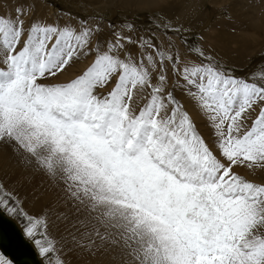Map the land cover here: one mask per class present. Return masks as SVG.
I'll return each instance as SVG.
<instances>
[{
	"label": "snow or ice",
	"instance_id": "6c2138e0",
	"mask_svg": "<svg viewBox=\"0 0 264 264\" xmlns=\"http://www.w3.org/2000/svg\"><path fill=\"white\" fill-rule=\"evenodd\" d=\"M51 8L0 0V149L55 195L34 214L0 179L31 250L0 237V264H264V62L179 16Z\"/></svg>",
	"mask_w": 264,
	"mask_h": 264
},
{
	"label": "bare ground",
	"instance_id": "6f19581e",
	"mask_svg": "<svg viewBox=\"0 0 264 264\" xmlns=\"http://www.w3.org/2000/svg\"><path fill=\"white\" fill-rule=\"evenodd\" d=\"M160 1H172L171 5H165L161 8V12L167 15L171 12L173 8L172 6L175 2L178 7H182L190 0H125L122 4V7L125 8V10H128V8L133 9L139 7L144 10H150L155 2H157L161 7ZM177 1L180 2L177 3ZM197 1L198 0H196L195 4ZM220 1L221 0H201L200 8L207 5V7L211 6L218 10L219 5L224 4L223 6L224 8L227 7L229 14L232 17H239V20H237L238 24L234 21L235 25L232 27V29L237 30V33L233 30L230 32L229 30L228 32L231 34H226L224 39H218L227 41L229 46H239L241 48L240 50H242V53L244 54L248 53L249 51H255L259 44L258 40H256L257 38L250 36L248 31L257 30L259 33H264V0H227L228 2L231 1L230 5L228 6V2L225 3L221 1L222 3L220 4ZM260 6L263 7V10L261 7V11L259 9ZM227 26V23L223 22L215 27H212L210 31H205L203 35L205 36L206 43L209 42V46L215 50L226 49L225 46L221 45L222 43L219 44L215 41V32L219 31L221 28L224 29ZM222 53L223 59L225 61L228 59L226 62L237 63L240 60L239 58L235 59L232 56H229L226 52ZM0 179L4 180L10 186L18 188L22 193L27 195L25 207L34 214H39L41 209H43L45 206H51L55 201V195L53 191L48 189L47 182L44 181L39 175H35L32 172L25 170L20 165L14 154L11 151L5 149H0ZM0 215L3 216L2 213H0ZM16 223L21 234V228L18 222ZM77 264H121V262L119 260H112L110 256H105L103 258L96 259L85 258L79 260Z\"/></svg>",
	"mask_w": 264,
	"mask_h": 264
},
{
	"label": "rangeland",
	"instance_id": "374dc122",
	"mask_svg": "<svg viewBox=\"0 0 264 264\" xmlns=\"http://www.w3.org/2000/svg\"><path fill=\"white\" fill-rule=\"evenodd\" d=\"M124 1L125 0H109V1L108 0H48V3L52 5V8L49 9V11L64 9V10H70L76 14H83L85 9H87V11L89 12H97V11L103 12L106 16H111L113 18L125 17V16L129 18H135L141 23H143L145 19L153 13L156 12L162 13L161 8L163 6L172 4V1H160L161 7L157 2H155V4L152 6L153 8L151 7L150 10H144L140 7L133 9L128 8V10L127 9L125 10V8L122 7ZM221 1L225 3L228 2L227 0H221ZM221 1L220 4L222 3ZM179 2L180 1H177V3ZM195 2L196 0H190L189 2H186V4L183 5L182 7H178V5L175 2L174 5L172 6L173 8L171 12L168 13L167 15L173 17L179 16L181 17V19L185 20L186 22H191V24L194 27L199 28L203 33L205 32L204 28L211 29L212 27H215L218 24L225 22L227 23L228 26L225 27L224 29L221 28L219 29V31L215 32V41L218 42L219 44L222 43L221 45L225 46L226 48V49L215 50L219 54V56L223 58L222 52H226L228 53L229 56H232L235 59L239 58L240 60L237 63H229V62L228 63L236 66L238 69L241 70L250 69L257 64L264 62V33H259L257 30L248 31L250 36L257 38L256 40H258L259 44L255 51H249L248 53L244 54L242 53V50H240L241 48L239 46H234V45L229 46L227 41L218 39V38L224 39L225 35L230 33L231 30L237 33V30L232 29V27L235 25V22H237L238 24L237 20H239V17H232L228 12L227 7L224 8L223 6L224 4L219 5L218 7L219 11H218L211 6H208L206 8L205 6L204 7L202 6L200 8L201 0H198L196 4ZM230 2L231 1L227 3V6L230 5ZM261 7L262 6L259 7L260 11H261ZM229 30L230 32H228ZM207 45H209V42L207 43ZM226 61H228V59ZM2 214L3 216H6V214L4 213Z\"/></svg>",
	"mask_w": 264,
	"mask_h": 264
},
{
	"label": "water",
	"instance_id": "95a60500",
	"mask_svg": "<svg viewBox=\"0 0 264 264\" xmlns=\"http://www.w3.org/2000/svg\"><path fill=\"white\" fill-rule=\"evenodd\" d=\"M0 237H3L2 250L9 255L19 257L21 250L31 251L24 244L23 238L17 228V223L9 219L7 216L0 215ZM32 264H38L37 258L32 255Z\"/></svg>",
	"mask_w": 264,
	"mask_h": 264
}]
</instances>
